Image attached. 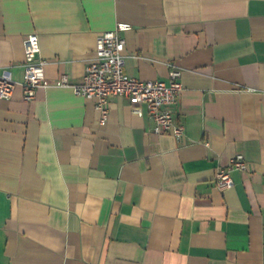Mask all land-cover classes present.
Segmentation results:
<instances>
[{"label":"crops","instance_id":"obj_1","mask_svg":"<svg viewBox=\"0 0 264 264\" xmlns=\"http://www.w3.org/2000/svg\"><path fill=\"white\" fill-rule=\"evenodd\" d=\"M125 71H182V137L124 96L100 123L79 82L98 35ZM39 34L45 86L0 99V264H264V0H0V72L20 82ZM245 170L221 190L218 169Z\"/></svg>","mask_w":264,"mask_h":264},{"label":"built area","instance_id":"obj_2","mask_svg":"<svg viewBox=\"0 0 264 264\" xmlns=\"http://www.w3.org/2000/svg\"><path fill=\"white\" fill-rule=\"evenodd\" d=\"M132 29V24L117 22L115 28L105 30L98 35L95 58L86 66L82 79L70 83L66 74L61 77L62 85H70L76 94L94 101L100 113V123L105 125L109 119L110 96H124L129 99L135 113H144L147 106L154 121L153 131L169 132L176 137L185 134V124L176 119V105L183 90L182 71L173 67L167 79H141L130 76L125 71V32ZM24 76L17 82L9 71L0 72V99L10 98L18 83L22 85L24 98L32 101L38 87L45 86L47 60L40 57L41 44L39 34L29 33L25 36ZM248 162L243 154L234 155L230 162L218 169L216 181L221 190L231 187L232 170H245Z\"/></svg>","mask_w":264,"mask_h":264}]
</instances>
